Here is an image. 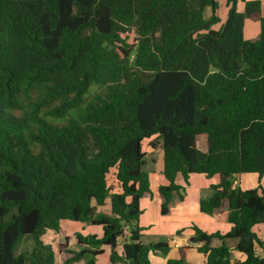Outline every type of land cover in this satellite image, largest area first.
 I'll use <instances>...</instances> for the list:
<instances>
[{
	"label": "trees",
	"instance_id": "trees-1",
	"mask_svg": "<svg viewBox=\"0 0 264 264\" xmlns=\"http://www.w3.org/2000/svg\"><path fill=\"white\" fill-rule=\"evenodd\" d=\"M225 1L216 30L218 0H0V264H98L106 247L110 264L166 256L167 241L141 240L146 141L163 150L162 214L183 198L180 177L219 176L200 208H226L231 227L192 225L205 264H234V250L236 264H264V188L234 186L264 175V0ZM65 219L102 231L55 247L45 237Z\"/></svg>",
	"mask_w": 264,
	"mask_h": 264
},
{
	"label": "crops",
	"instance_id": "crops-1",
	"mask_svg": "<svg viewBox=\"0 0 264 264\" xmlns=\"http://www.w3.org/2000/svg\"><path fill=\"white\" fill-rule=\"evenodd\" d=\"M218 1L220 3V7L217 10V14L220 17V21L212 26L216 30L220 29L222 24L226 21L229 9V7L227 8L225 0ZM239 8V10H243L244 4L239 6ZM209 12L211 16V8ZM259 30V22L251 20L245 21L244 34L246 38H256L259 34ZM202 145L201 149L204 151L207 150L206 141ZM218 180V175L207 177L202 173H192L189 177V184L186 185L182 177H180L178 182L185 186L183 198L176 200L168 214H162L161 204L163 202V197L159 192V186L168 182L164 176L162 164V170L158 173V179L154 185L155 189H152L151 187V192H147L141 199L143 212L140 215L139 224L144 228L141 237V240L144 243L165 240L169 243L170 249L166 256L151 253V264H168L169 259H184L186 262L192 264H205L206 255L198 249V247L202 244L199 242H192L191 240V238L195 235L192 225L196 224L199 228L208 233L220 232L223 234L228 232L231 227V224L228 221V210L226 208H221L213 214L204 213L200 208L201 199L211 195V185L217 183ZM259 184H261L264 188V175L260 176L257 173L237 174L234 179V186H238L243 190L254 188ZM146 200L157 207L154 218L149 217L148 215V212L150 211V203L144 205V201ZM144 215L146 218L143 220L142 217ZM77 223H80V226L82 225V227H86L85 231H81L85 234L91 232L101 233L102 231L100 226H94L84 222ZM80 226H76V230H82ZM72 227L74 226H70L66 229H71ZM178 230H181V233H179ZM253 230L264 241V223L255 225ZM144 234L148 235V242H146L145 238H143ZM124 240V236L120 237L119 241L121 245ZM219 243V239H213L212 241V245H218ZM255 248L257 253L264 257V249L258 243L255 244ZM121 249L122 247L120 246L119 250L121 251ZM233 253L234 256L232 262L234 264L245 259V254L240 251L234 250ZM109 255L110 248L106 247L105 251L97 257L98 264H110ZM79 264H82V262Z\"/></svg>",
	"mask_w": 264,
	"mask_h": 264
},
{
	"label": "rangeland",
	"instance_id": "rangeland-1",
	"mask_svg": "<svg viewBox=\"0 0 264 264\" xmlns=\"http://www.w3.org/2000/svg\"><path fill=\"white\" fill-rule=\"evenodd\" d=\"M242 4H244V0H239V3L237 4L238 10L240 9L239 6H241ZM227 8H228V6H227ZM262 8H263V12H264V5H263ZM209 11H210V8H207L206 11H205V16L207 18H209V16H210V12ZM217 23H219V22H217ZM96 90H99V89H96V88L92 87L91 88V93H94ZM146 142L144 144V149H145V151L147 153L145 170L150 171V182L152 181L151 182V187H152V189L153 188L155 189L154 185H155L156 180L158 179V173L162 170L163 150L161 148L152 149L147 144L148 142L147 143ZM198 142H199V147L202 148V146H203L202 144L205 143L204 137L203 136H199L198 137ZM148 203H150L148 200L144 201V205H147ZM156 211H157V207L154 204L150 203V211L148 212L149 217L154 218ZM142 218L144 220L146 218V216L144 215ZM70 226H74V227H72L71 229H66V228H68ZM76 226H80V223H77V222H74L73 220H68V219L62 220V228H63L64 231L61 234L56 235V236L47 235L45 237V239L47 241L53 243V245H55V247H56L58 242H61V241L64 240V234H67V235L70 236L69 246L71 248H73V249H75V248L76 249H80V247H79V245L77 243L76 233L77 232H81V231H85L86 227L85 226L82 227V225H81L80 228H82V230H76ZM147 236L148 235H145V234L143 236V238H145L146 242H148ZM32 246H33V241L31 239L26 238V239H23V241L21 242L18 250L20 251V250H23V249H31Z\"/></svg>",
	"mask_w": 264,
	"mask_h": 264
}]
</instances>
